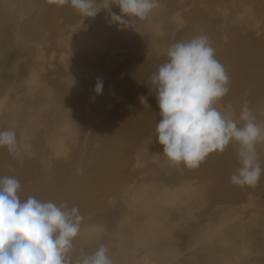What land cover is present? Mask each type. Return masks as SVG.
I'll use <instances>...</instances> for the list:
<instances>
[{
	"label": "rangeland",
	"instance_id": "rangeland-1",
	"mask_svg": "<svg viewBox=\"0 0 264 264\" xmlns=\"http://www.w3.org/2000/svg\"><path fill=\"white\" fill-rule=\"evenodd\" d=\"M233 1L159 0L151 13L158 21L156 30L144 28L145 20L138 19H132L131 27L119 25L104 10L109 16L102 23L105 37L88 47L87 36L77 35L85 28L73 30L69 44L70 35L58 38L61 25L75 24L81 17L69 4L0 0V131L14 129L18 140L31 142L36 153L16 160L0 148V177L19 179L21 200L35 196L78 207L84 221L75 240L77 251L91 253L104 244L113 264H264V210L252 220L251 206L244 209L247 213L240 207L223 211L249 192L264 201V175L247 189L230 183L239 167L236 145L210 154L197 168H187L168 162L156 136L145 142L160 120L150 74L166 62L172 43L202 33L233 79L235 64L238 78H251L239 95L230 87L218 104L220 110L238 117L247 100L264 124V0L247 6L246 0H238L240 5ZM111 11L121 14L114 0ZM61 52L65 64L59 62ZM236 53L240 57H234ZM116 72L121 76H111ZM129 79L135 84L136 101L145 97L149 108L130 104L122 87ZM98 81L103 84L99 94ZM59 102L64 118H70L67 125H72L61 151L48 141L60 117L54 107ZM31 115L37 119L32 121ZM257 151L264 167V143ZM40 153L46 159H38ZM133 180L141 191H126ZM163 184L180 187L169 198L157 199L160 194L152 191ZM150 217L151 224L160 227L157 238L132 236L130 224L149 228Z\"/></svg>",
	"mask_w": 264,
	"mask_h": 264
},
{
	"label": "clouds",
	"instance_id": "clouds-1",
	"mask_svg": "<svg viewBox=\"0 0 264 264\" xmlns=\"http://www.w3.org/2000/svg\"><path fill=\"white\" fill-rule=\"evenodd\" d=\"M79 14L91 18L107 10L111 21L132 26V19L146 20L159 7V0H114L121 14L111 11L113 0H58ZM168 59L150 74L156 93L160 120L155 127L162 155L169 163L187 168L199 167L210 154H222L236 145L239 167L230 183L256 186L264 175L257 146L264 143V124L259 123L247 100L238 117L226 115L217 107L230 91V76L217 59L216 48L207 34L172 43ZM102 81L95 91L102 92ZM147 105L145 97H140ZM0 148L13 159L33 158L29 141H20L14 129L0 131ZM21 183L15 176L0 177V264H113L106 245L88 253L78 251L75 240L82 231L84 216L67 202L56 204L35 196L21 200Z\"/></svg>",
	"mask_w": 264,
	"mask_h": 264
},
{
	"label": "bare ground",
	"instance_id": "bare-ground-1",
	"mask_svg": "<svg viewBox=\"0 0 264 264\" xmlns=\"http://www.w3.org/2000/svg\"><path fill=\"white\" fill-rule=\"evenodd\" d=\"M18 1V0H17ZM233 1V0H232ZM236 3H238L237 1L238 0H234ZM233 1V2H234ZM240 1V0H239ZM249 1H253V0H246L245 2H244V6H247L248 4H249ZM21 2V1H20ZM97 4H99L101 7L103 6V2L101 1V0H99V1H97ZM239 4V3H238ZM240 5V4H239ZM238 5V6H239ZM241 7V6H240ZM108 12L107 11H104V10H101L95 17H91V18H88V17H85V16H83V15H81V17L79 18V19H77V22L75 21V24H73V23H67V24H65V25H61V27L60 28H58V32H59V36H58V38H64V35L65 34H68V36L70 35V37H67V39H68V42H66L67 44H69V42H70V39H72L73 38V34H72V32H73V30H76V28L77 27H81V28H85V31H83V32H80V33H77V35L78 36H80L82 33H84V35L85 36H87V38H88V40H89V44L87 45L88 47H92L93 45H95V44H92V43H90V42H92V41H97V42H99V41H102L103 39H104V37H105V34H104V32H103V28H102V23L103 22H105L107 19H108ZM257 17V16H256ZM153 18H155V17H153ZM133 21V20H132ZM157 22L158 21H156V20H154V19H152V16H151V14H150V16L145 20V21H143L142 23H143V26H144V28H146V29H150V30H156V27H157ZM131 27V26H130ZM130 27H129V29H130ZM74 28V29H73ZM132 29V28H131ZM130 29V30H131ZM126 31H128L127 30V28H126ZM42 32V31H41ZM57 32V33H58ZM130 32V31H129ZM76 33V32H75ZM72 34V35H71ZM55 35V34H54ZM57 35V34H56ZM59 40V39H58ZM60 43L62 42V41H59ZM256 43V42H255ZM247 47V46H246ZM253 47V46H252ZM242 49V48H241ZM244 50H246V49H244ZM238 52V51H237ZM217 53V52H216ZM239 53V52H238ZM63 52H61L60 53V55L58 56L59 57V62H61L62 64H65V62L64 61H62L63 59H64V57H63ZM241 54V53H240ZM103 55H106V54H103ZM112 56H113V54H111ZM232 55V54H231ZM264 55V54H263ZM240 57V56H238V54L236 53V55L234 54V57ZM216 57H217V55H216ZM233 57V56H232ZM233 57V58H234ZM226 58H227V56H226ZM230 58V57H229ZM105 59V58H104ZM218 59V58H217ZM225 59V58H224ZM232 59V58H231ZM237 59V58H236ZM235 59V60H236ZM241 59H243V58H241ZM109 60H110V58H109ZM117 61V60H116ZM242 61H244V60H242ZM236 63V62H235ZM66 64H69V63H67L66 62ZM128 64V63H127ZM227 64V63H226ZM238 65L239 64H235V65H232V69H233V74H234V76H235V74H236V77L233 79V76L230 74L229 76L231 77L232 76V79H230V87L232 88V89H234V90H236L235 92L239 95V92L246 86V84L245 83H247V84H249L248 83V81H250L251 80V78H249L250 76L249 75H246V74H244V75H242L241 76V79L240 78H238L239 77V75L237 74V72H238ZM241 65V64H240ZM241 66H245V65H241ZM130 69H131V67H130ZM129 69V70H130ZM229 69V68H228ZM133 70V69H132ZM133 72V71H132ZM232 72V71H231ZM130 73V72H129ZM250 73H252V72H250ZM106 74H108V73H105L104 75H106ZM120 75V73H112L111 74V76H116V75ZM130 74H132V73H130ZM103 75V74H102ZM121 76V75H120ZM129 77H132V76H129ZM119 78H121V77H119ZM245 78H247V79H245ZM243 79H245V80H243ZM131 79H129V81H126L125 83H121L122 84V87H123V89L125 90V92L127 93V95L128 96H130V98H129V102H130V104H132V105H134V106H140L141 105V101H136V97L134 96V94H133V87H134V85H133V80H132V82L130 81ZM243 80V81H242ZM135 81V80H134ZM111 84V83H110ZM119 84V83H118ZM111 86V85H110ZM121 86V85H120ZM111 88H112V86H111ZM252 92V91H251ZM230 93V92H229ZM236 93H234V94H236ZM3 98L2 97H0V100H2ZM140 99V98H139ZM235 103V102H234ZM59 105V106H58ZM223 105V104H222ZM228 105V104H227ZM226 105V106H227ZM218 106V105H217ZM220 106V105H219ZM218 106V107H219ZM54 107H55V110L57 111V113L59 114V116L60 117H58V119H56V123H57V126L55 127V131L53 132V133H51V135L49 136V138H48V141L49 142H52V143H54L55 145H58V147H57V149L58 150H62V147L64 148L65 146L63 145V143H65V142H67V141H65L64 142V140H63V137L65 138L67 135V132H69L70 130H72V125H67V123L70 121V118H64V116H63V112L65 111V108H64V106L62 105V102H59V104H57V106H56V103H55V105H54ZM222 107H224V105L222 106ZM231 107V106H230ZM229 107V108H230ZM220 108V107H219ZM228 108V107H227ZM228 108V109H229ZM33 112V111H32ZM42 112V111H41ZM44 112V111H43ZM40 113V112H39ZM47 113V112H46ZM35 116V115H34ZM34 116H30V119L33 121L35 118L37 119V117H34ZM38 118H40V116H38ZM149 125V124H148ZM54 126V125H53ZM41 128V127H40ZM43 128V127H42ZM146 128V127H145ZM45 130V129H44ZM46 132H47V130H45ZM42 132L44 133V131L42 130L41 131V134H42ZM45 132V133H46ZM44 135V134H43ZM45 136V135H44ZM152 136H155V133L154 132H148L147 133V135H146V138H145V142L147 143L148 142V140H149V138L150 137H152ZM154 138V137H153ZM152 138V139H153ZM156 138V137H155ZM151 139V140H152ZM156 140V139H155ZM152 141H154V139L152 140ZM46 142H47V140H46ZM48 144V143H47ZM153 144V143H152ZM61 145V146H60ZM155 145H157V144H155ZM60 151H58V152H60ZM53 153H56V150H54V152ZM41 154V153H40ZM42 155V156H41ZM41 155H39V156H37L38 157V159H40L39 157H41V159H46V157H47V155L46 156H44L43 157V154H41ZM54 155V154H53ZM56 155H57V153H56ZM59 155V154H58ZM61 155V154H60ZM2 157V156H1ZM1 157H0V159H1ZM3 158V157H2ZM13 162V161H12ZM109 168H107L106 170H108ZM220 169V168H219ZM105 169H104V171H106ZM33 173H34V175H35V177H37V178H39L40 179V177H41V175L39 174V173H36V172H34L33 171ZM38 175V176H37ZM210 178V177H209ZM184 179H186V178H184ZM189 180V179H188ZM187 180V181H188ZM214 180V179H213ZM211 181H212V179H211ZM215 181V180H214ZM214 181H213V183H214ZM186 183V180L185 181H183V184H185ZM209 183H210V179H209ZM215 184V183H214ZM167 184H163L160 188L159 187H155L154 188V190L152 191V193H159L160 195L159 196H157V199H167V198H169L171 195H173V193L176 191V190H178L179 189V185H171V186H166ZM213 185V184H212ZM214 187V186H213ZM246 188V187H245ZM248 188V187H247ZM246 188V189H247ZM142 189V188H141ZM141 189L138 187V185H137V183H135V181L133 180V181H131L130 183H128L127 185H126V191H133L134 193L136 192V191H141ZM175 194V193H174ZM226 200V199H225ZM228 200V199H227ZM245 200V201H244ZM244 200H237V201H231V203L229 204V206L227 207V208H225L224 206L226 205H224L223 203H222V201L220 202V203H222L223 205V207L225 208V209H223V211H225V212H228L230 209L231 210H236V208H239V210H243L242 212H244V209H247V208H250V207H248V206H251V208L252 209H247V210H249V215H251V216H249V219L251 218V220H252V217H255V215L258 213V212H261V210H264V201H262L261 199H259V197L257 196V195H255V194H253V193H251V192H249L248 193V195H247V198H245ZM224 201V200H223ZM220 206V205H219ZM181 207V206H180ZM184 207V206H183ZM218 207V206H217ZM221 207V206H220ZM222 210V209H221ZM247 210L245 211L246 213H247ZM230 212V211H229ZM244 212V213H245ZM226 214H228V213H226ZM247 215V214H246ZM153 217H150L149 218V220H150V223H148L149 225H150V227L149 228H145L143 225H138V224H136V223H133V224H130V228H131V230H132V236L134 235H140V236H143V237H149V238H153V239H155V238H157V236L159 235V233H160V227L159 228H157L158 227V225H156L155 223L154 224H151L152 222V219ZM244 218H247V217H245L244 216ZM243 217L241 218V219H244ZM157 221V220H156ZM149 222V221H148ZM256 223V221H255V219L253 218V224H255ZM258 223V222H257ZM89 224V223H88ZM159 229V230H158ZM130 230V231H131ZM246 234V233H245ZM244 238L246 237V236H243Z\"/></svg>",
	"mask_w": 264,
	"mask_h": 264
}]
</instances>
